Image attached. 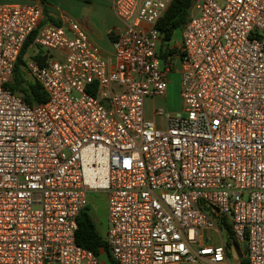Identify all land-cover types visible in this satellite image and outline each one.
I'll return each mask as SVG.
<instances>
[{
	"label": "built area",
	"instance_id": "obj_1",
	"mask_svg": "<svg viewBox=\"0 0 264 264\" xmlns=\"http://www.w3.org/2000/svg\"><path fill=\"white\" fill-rule=\"evenodd\" d=\"M172 1L115 0L112 57L71 18L40 27V6L0 4V264H102L76 238L96 192L113 264H228L224 221L264 264V0H194L164 58ZM36 31L32 106L9 85ZM175 59L181 109L156 108L162 128L145 103Z\"/></svg>",
	"mask_w": 264,
	"mask_h": 264
},
{
	"label": "crops",
	"instance_id": "obj_2",
	"mask_svg": "<svg viewBox=\"0 0 264 264\" xmlns=\"http://www.w3.org/2000/svg\"><path fill=\"white\" fill-rule=\"evenodd\" d=\"M114 2L115 0H0V4H35L40 6L42 9L41 24L43 26L47 24L62 25L66 18L75 20L86 31L91 42L97 45L106 57L113 56L115 51V41L118 38L119 32L124 28V22L115 12ZM111 33H113L112 37L114 39L110 36ZM175 44L172 46L170 44L166 45L162 42L160 45L161 55H167L168 47H174ZM29 50L31 53L28 54V57L26 58L27 62L33 59L40 60V58L35 56L38 51L31 47ZM175 64L176 70L169 75V79L173 76H178L180 80V63L178 59H175ZM155 99L163 100V98H150L147 99L146 102ZM156 108L158 107L153 108L152 114L148 115L146 113V117L163 128L164 120L162 117L155 114ZM214 234H216V231L208 232V235L212 238L215 237Z\"/></svg>",
	"mask_w": 264,
	"mask_h": 264
},
{
	"label": "trees",
	"instance_id": "obj_3",
	"mask_svg": "<svg viewBox=\"0 0 264 264\" xmlns=\"http://www.w3.org/2000/svg\"><path fill=\"white\" fill-rule=\"evenodd\" d=\"M193 1L194 0L172 1L166 14L157 24V29L162 36V42L164 44L169 45L176 31L180 29L183 30V27L187 23L188 11L192 6ZM42 26L43 25L41 24L40 27ZM36 33L37 31L26 42L17 63L13 81L9 85V89H11V91L19 95L26 103L32 106L39 105L47 101V95L41 85L35 81L32 82L27 79V74L29 73L26 70V55L30 45L33 43ZM110 36L112 37L113 33H111ZM112 39L114 38L112 37ZM166 56L167 55H164L162 57L166 58ZM224 224L229 238L226 242L227 247L231 248L234 243H237L244 253V258L241 260L240 264H248L246 258V245H240L235 240L229 224L225 221ZM76 238L78 245L82 248L93 252L101 261L107 259L109 264H113L106 242L98 233L95 222L91 217L90 206L86 207L78 217V231Z\"/></svg>",
	"mask_w": 264,
	"mask_h": 264
},
{
	"label": "rangeland",
	"instance_id": "obj_4",
	"mask_svg": "<svg viewBox=\"0 0 264 264\" xmlns=\"http://www.w3.org/2000/svg\"><path fill=\"white\" fill-rule=\"evenodd\" d=\"M182 40V30L176 31L172 41L170 42V45H174L177 42H181ZM30 49V48H29ZM31 51L28 50L26 58L28 57V54H30ZM27 79L29 81H34L33 78L27 74ZM171 84L169 86L167 97L163 100L162 99H155L151 101L146 102V113L152 114V110L154 107L158 108H164L165 111H171V112H177L181 109V97H180V89H181V79L179 80L178 76H173L170 78ZM90 200V214L93 218L96 229L98 233L105 238L107 228H108V207H107V199L105 194L103 193H91L89 195ZM213 242L219 243L220 240L216 238V234H214ZM224 239L227 240L228 234L223 233ZM243 252V250H242ZM241 259L238 257L236 251L234 254L231 255L229 263L228 264H240ZM102 264H109L108 260H102Z\"/></svg>",
	"mask_w": 264,
	"mask_h": 264
},
{
	"label": "water",
	"instance_id": "obj_5",
	"mask_svg": "<svg viewBox=\"0 0 264 264\" xmlns=\"http://www.w3.org/2000/svg\"><path fill=\"white\" fill-rule=\"evenodd\" d=\"M233 247H234L238 257L242 260L244 258V253L242 252V249L240 248V246L237 243H234Z\"/></svg>",
	"mask_w": 264,
	"mask_h": 264
}]
</instances>
